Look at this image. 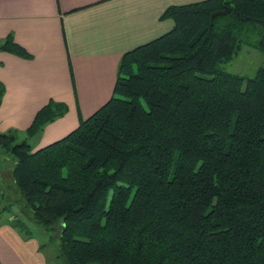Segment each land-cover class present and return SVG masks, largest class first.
<instances>
[{
  "label": "trees",
  "instance_id": "trees-1",
  "mask_svg": "<svg viewBox=\"0 0 264 264\" xmlns=\"http://www.w3.org/2000/svg\"><path fill=\"white\" fill-rule=\"evenodd\" d=\"M162 18L173 28L122 56L111 98L65 137L35 150L68 110L54 99L26 130L0 132L13 184L65 264H264V66H223L244 45L264 53V0ZM0 50L31 56L12 36ZM5 91L0 80V105Z\"/></svg>",
  "mask_w": 264,
  "mask_h": 264
},
{
  "label": "crops",
  "instance_id": "crops-1",
  "mask_svg": "<svg viewBox=\"0 0 264 264\" xmlns=\"http://www.w3.org/2000/svg\"><path fill=\"white\" fill-rule=\"evenodd\" d=\"M198 1L0 0V39L12 36L31 54L0 50V132L26 130L54 99L68 110L44 127L35 150L65 137L111 98L122 56L173 28L163 12ZM12 218L0 220V264H49L45 244Z\"/></svg>",
  "mask_w": 264,
  "mask_h": 264
},
{
  "label": "rangeland",
  "instance_id": "rangeland-1",
  "mask_svg": "<svg viewBox=\"0 0 264 264\" xmlns=\"http://www.w3.org/2000/svg\"><path fill=\"white\" fill-rule=\"evenodd\" d=\"M223 66L230 72L252 76L259 67L264 66V53L256 48L244 45L237 57ZM13 166V157L2 150L0 146V211H2L0 220L6 221L10 217L23 219L31 234L41 244H45V254L49 258V264H65L57 257L59 238L53 231L37 224L24 210L23 197L14 186L11 176Z\"/></svg>",
  "mask_w": 264,
  "mask_h": 264
},
{
  "label": "water",
  "instance_id": "water-1",
  "mask_svg": "<svg viewBox=\"0 0 264 264\" xmlns=\"http://www.w3.org/2000/svg\"><path fill=\"white\" fill-rule=\"evenodd\" d=\"M229 11H230L229 8H225V9H223V10H220V11L214 12V13L212 14V17H214V16H216V15H223V14H226V13H228Z\"/></svg>",
  "mask_w": 264,
  "mask_h": 264
}]
</instances>
